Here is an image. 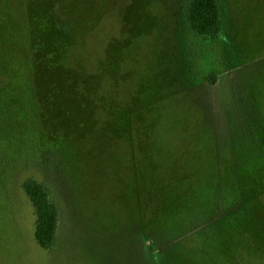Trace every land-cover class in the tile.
Returning <instances> with one entry per match:
<instances>
[{"label":"rangeland","instance_id":"1","mask_svg":"<svg viewBox=\"0 0 264 264\" xmlns=\"http://www.w3.org/2000/svg\"><path fill=\"white\" fill-rule=\"evenodd\" d=\"M184 2L0 0V264H264V0Z\"/></svg>","mask_w":264,"mask_h":264},{"label":"trees","instance_id":"2","mask_svg":"<svg viewBox=\"0 0 264 264\" xmlns=\"http://www.w3.org/2000/svg\"><path fill=\"white\" fill-rule=\"evenodd\" d=\"M184 5L188 21L199 34L213 39L222 35V0H185ZM23 186L36 211L37 242L45 249L56 246L62 215L60 204L42 182L27 180Z\"/></svg>","mask_w":264,"mask_h":264}]
</instances>
